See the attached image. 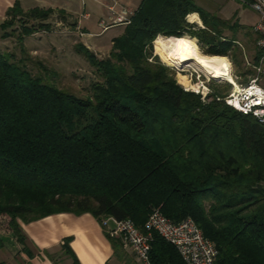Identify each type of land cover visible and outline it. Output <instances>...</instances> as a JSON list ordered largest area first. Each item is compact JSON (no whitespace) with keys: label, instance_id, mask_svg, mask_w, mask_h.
<instances>
[{"label":"trees","instance_id":"obj_1","mask_svg":"<svg viewBox=\"0 0 264 264\" xmlns=\"http://www.w3.org/2000/svg\"><path fill=\"white\" fill-rule=\"evenodd\" d=\"M193 12L202 28L186 20ZM23 13L15 0L7 14ZM50 13L26 12L39 20ZM226 28L232 36H223ZM239 28L192 0H141L107 58L76 45L101 79L84 99L0 52V248L9 232L25 248L20 222L55 213L130 219L146 233L158 209L173 222L193 219L217 248V264H264V123L224 102L228 84L225 94L211 85L208 101L185 91L151 50L158 34L175 36L199 43L206 54H230L241 76ZM254 49L256 65L262 52ZM107 236L120 257V240ZM62 249L78 264L67 241ZM149 258L185 264L156 233Z\"/></svg>","mask_w":264,"mask_h":264},{"label":"rangeland","instance_id":"obj_2","mask_svg":"<svg viewBox=\"0 0 264 264\" xmlns=\"http://www.w3.org/2000/svg\"><path fill=\"white\" fill-rule=\"evenodd\" d=\"M64 1L65 0H62L63 3H65ZM192 1L205 13L215 15L221 21H226L230 24L236 23L240 26L235 35L237 43L240 44L237 45H239L238 47H240L242 51L243 63H241V71L244 74L241 76L234 75L237 69L229 54L224 57H226L230 63V75L236 77L238 83L242 82L243 84H245L246 81L248 82L251 78H257L258 83L264 87V63L255 65V49L251 41L248 40L249 36L246 35V29L252 27L258 20L256 12L248 4H244L239 0ZM76 2L77 4H82V11H84V13L89 12L91 30L102 32L101 28L96 25L98 17L101 16L102 18L105 16L102 15V6L100 3L92 0H76ZM27 11H23V14H14L5 19L11 24L4 28L0 27V52L10 54L11 60L22 65L32 76L40 77L46 82H52L59 89L75 97L81 99L89 97L92 93L91 84L101 79L95 68L88 63L85 57L76 52L75 47L78 44H82L98 59H105L108 57L112 46V44H109V40L106 39L111 34H114L115 30H110L105 34L102 32L100 34L102 37L101 40L90 42V39L93 37L86 35L82 27L76 28L78 25V17L76 18L77 22L75 24L74 18L68 19L60 16L61 13L57 15L52 12L46 19L39 20L37 17L35 18V16L26 14ZM193 13H196L200 20L199 23H194L196 25L194 28H202L203 23L199 14L197 12ZM189 14L186 15V20H188L187 16ZM188 22L191 23V21ZM25 28L31 31L30 34L23 33V29ZM122 29V31H124V27H122ZM80 33H82V35H80ZM223 34L225 37L232 36V32L227 28L223 29ZM160 36H175L158 34L152 42L151 50L153 56H156L160 63L173 70L174 78L178 84L185 87L180 82L186 79L191 85V89H198V91H200L199 95L203 101H208L207 96L212 93L211 85L219 86L221 90L224 89L223 94L226 93L227 88L225 84L230 85L227 80L208 77V75L202 72L200 73L197 70H192L191 68L182 71L175 66L169 65L166 61V54L157 43V38ZM186 38L189 39L188 37ZM197 45L203 52V49H201L203 46L199 43ZM244 55H246L250 63L249 65L245 63ZM200 81L205 83V87H203ZM122 249L126 250L125 248Z\"/></svg>","mask_w":264,"mask_h":264},{"label":"crops","instance_id":"obj_3","mask_svg":"<svg viewBox=\"0 0 264 264\" xmlns=\"http://www.w3.org/2000/svg\"><path fill=\"white\" fill-rule=\"evenodd\" d=\"M15 0H0V22L8 17V11L13 7ZM102 6V15L106 14V5L110 0H92ZM119 5L137 9L141 0H116ZM19 0L20 8L27 11L34 7L51 9L53 13L60 14L68 19H75L83 10L82 4L76 0ZM98 3V4H99ZM60 11V12H59ZM84 13V11H82ZM88 17L80 19L78 24L86 35L93 38L90 42L101 40L102 32L92 31ZM101 16L98 17L96 25ZM122 25L112 26L114 34L107 37L109 44L123 33ZM103 220V219H102ZM26 236V247L23 248L12 233L1 234L4 247L0 248V264H76L73 258L66 254L62 245L65 241L73 252L78 264H138L130 250H122V255L116 256L107 236L106 229L101 221L90 213L74 214L61 212L33 220L28 223L20 222ZM109 226L112 223L109 222ZM123 248V247H122Z\"/></svg>","mask_w":264,"mask_h":264},{"label":"built area","instance_id":"obj_4","mask_svg":"<svg viewBox=\"0 0 264 264\" xmlns=\"http://www.w3.org/2000/svg\"><path fill=\"white\" fill-rule=\"evenodd\" d=\"M239 1L248 4L258 15V20L251 29L254 36V47L262 52L259 63H264V0ZM133 15V9L119 5L116 0H110L106 5L105 16L97 24L103 32L112 26L128 25ZM86 17L88 14L81 12L78 21ZM78 27H80L79 24L76 28ZM244 60L247 65L250 64L246 55H244ZM231 78L233 81H228L231 88L225 95L224 102L243 114H251L259 122L264 123V87L258 83L257 78H251L245 84L238 83L236 77L231 76ZM200 82L205 87V83ZM183 89L200 94L198 89L186 87ZM109 222L112 226H109ZM101 226L106 229L110 237L120 240L123 248L133 253L138 264H152L149 258L152 233H156L173 245L185 264H217V248L189 217L173 222L155 209L145 222L146 233L139 231L130 219L116 220L109 216L101 221Z\"/></svg>","mask_w":264,"mask_h":264},{"label":"bare ground","instance_id":"obj_5","mask_svg":"<svg viewBox=\"0 0 264 264\" xmlns=\"http://www.w3.org/2000/svg\"><path fill=\"white\" fill-rule=\"evenodd\" d=\"M187 19L191 23L200 22L196 13L189 14ZM157 43L166 54V61L169 65L182 71L191 68L208 75V77L233 81L230 75V63L226 57L203 53L197 44L177 37L160 36L157 38ZM180 83L191 88L186 79Z\"/></svg>","mask_w":264,"mask_h":264}]
</instances>
